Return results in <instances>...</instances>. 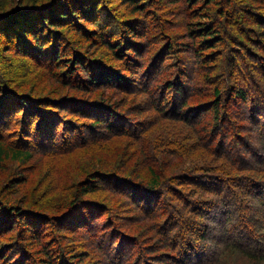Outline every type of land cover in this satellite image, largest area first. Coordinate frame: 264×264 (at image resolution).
I'll list each match as a JSON object with an SVG mask.
<instances>
[{
  "label": "trees",
  "instance_id": "1",
  "mask_svg": "<svg viewBox=\"0 0 264 264\" xmlns=\"http://www.w3.org/2000/svg\"><path fill=\"white\" fill-rule=\"evenodd\" d=\"M14 1L0 2V134L13 127L17 114L19 129L11 135L17 145L0 142V165L29 162L38 151L45 158L76 152L93 164L84 179L71 183L57 213L42 206H36L40 213L28 212L27 203L7 205L3 198L8 195L0 194V242L10 223L27 239L35 240L48 224L59 233L56 241L51 232L43 233L48 240H41L38 255L24 254L22 260V245L13 242L17 239L3 242L0 264H236L242 258L264 264V0H169L178 14L185 13L184 30L160 33L154 43L158 49L149 57L155 25L151 11L160 0H147L150 8L145 0H120L132 8L120 20L109 0H20L27 5L13 7ZM91 42L126 68L79 52ZM9 53L58 66L65 95L30 96L10 86L8 76L16 71L6 69ZM223 53L230 59L220 82L224 87L216 85L207 102H195L184 65L209 72ZM166 58L187 61L175 65L170 79L154 81ZM154 83L159 87L151 88ZM141 84L156 121H134L128 115H135L138 104L124 95ZM100 87L124 95L111 102L85 95ZM165 121L180 123L185 133L159 134L155 144L148 141L151 127ZM128 139L138 146L121 149ZM133 150L139 161L127 164L123 158ZM194 156L201 161L193 162ZM114 196L130 198L153 218L157 239L152 245L141 247L132 226L121 222L122 204H115ZM102 216L95 251L85 254L75 245H57L76 237L77 229L94 231ZM139 246L135 256L132 251ZM13 250L16 257H11Z\"/></svg>",
  "mask_w": 264,
  "mask_h": 264
},
{
  "label": "rangeland",
  "instance_id": "2",
  "mask_svg": "<svg viewBox=\"0 0 264 264\" xmlns=\"http://www.w3.org/2000/svg\"><path fill=\"white\" fill-rule=\"evenodd\" d=\"M9 0H0L2 3H7ZM14 1V0H13ZM28 1V0H27ZM33 0H29V3ZM40 1V0H39ZM144 1L148 7L150 6L151 2ZM162 3H154L152 7L151 13L154 15V21L158 22L153 23L155 24L150 29V33L154 35L153 38L148 39L152 42L150 46V53H147V57H149V54L155 52L158 48L154 47V43H157L159 39H161L160 33H164L166 36L168 34H172L171 32H179L178 34H181L180 32H183V26L186 20L185 13H182V11L178 14L179 8L175 7L174 4H171L169 0H160ZM110 5H112L111 9L115 12H118L119 16H117V19H125V17L129 16V11L132 9L131 7L125 6L120 0H109L108 1ZM8 2L7 4H9ZM20 5H27L26 3H22L20 0H15L14 3L11 5L13 7H19ZM183 4V3H182ZM6 6V4H5ZM9 6V7H11ZM150 8V7H149ZM165 10V11H162ZM127 14V15H125ZM143 14V13H142ZM178 14V15H177ZM138 16L139 14H135ZM141 16V15H140ZM148 17V16H147ZM144 17H140V20H142ZM149 18V17H148ZM111 24V22H110ZM87 27L92 26L91 23H86ZM112 33L118 34L119 30L118 28L115 29L114 26H111ZM157 32V33H156ZM235 34V33H234ZM83 46L81 51L79 52H85L87 53L92 59H103L107 63L111 64L115 68L125 69V65H120V63L113 59L112 52L110 53L108 50L107 52L103 50L96 42L91 43H83ZM85 48L87 51H85ZM5 52V51H4ZM230 54V52H229ZM6 61L4 63L7 66V70L10 71V73L16 71L15 74H10L8 76H5L7 79V83L10 84V86H13L16 89H21L29 93L28 95H42V94H48L51 91H60L62 92V96L65 95V92L67 90L66 87L63 85V75H58L57 72H61V70L58 68V66L50 67L51 63H48V65H44L46 62H42L35 60L31 57H16L14 53H9L6 55ZM70 56V54H69ZM225 56H228V54L223 53V58H220V60L216 61L213 65H210L209 72H207L204 69H197V71H193V68H188V63L184 65V63L187 61V59L183 58L181 61H174L173 58H166L162 62L161 68V77H158V74L156 76L157 80L160 79V82H164L167 78H171L172 76V70L175 68V65L178 64V66L184 65L185 73L186 75L190 76L191 86L193 90V93H191V98L195 102L198 103V100H202L201 102H207L206 100H209L212 97L213 89L215 86L224 87V84H221L222 82V76L225 75V71L228 70L230 59H225ZM18 59H16V58ZM113 60V62L111 61ZM147 64H153V62L150 61L149 58H147ZM192 61V60H191ZM254 62V61H252ZM60 63V62H59ZM3 65L2 63H0ZM106 65V63H105ZM61 66V64H60ZM76 67V65H74ZM56 68V69H53ZM153 68V67H152ZM188 68V69H187ZM84 73V72H83ZM152 73V72H151ZM9 74V72H8ZM12 75V76H11ZM86 75V74H85ZM243 75V74H241ZM192 76V78H191ZM9 77H12L10 79ZM243 77V76H241ZM145 84L139 85V90H137L135 93H118L119 91L113 90L114 88L108 89V88H101L96 89L89 92H85V95H89V98L95 99L96 96L98 98H103L105 100H116L115 98H120L122 95L128 96V98H131L135 100V104H138V107L135 108V115L128 114L130 117H132L135 120H143L149 119L150 122L156 121L159 117L154 115V111L151 108L149 101L146 100V95L144 93L143 87ZM159 83L151 84V88H158ZM264 87V86H263ZM158 91V90H155ZM74 95V91L72 92ZM79 94V93H78ZM62 98V97H61ZM97 99V98H96ZM98 100V99H97ZM19 116L18 114L13 117L12 124L13 127H10L7 131L1 132L0 142L4 143H12L14 141L13 137V131L17 130L18 127V120ZM167 124H155L148 132L147 140L156 143L158 140L159 134H169L170 132L174 133H185L184 129L180 126V123L173 124L172 121H165ZM127 123V122H126ZM131 123V121H130ZM129 125V123H127ZM132 127V125L130 126ZM12 132V133H11ZM11 133V134H10ZM163 137V136H161ZM14 144V143H12ZM24 144V143H23ZM22 144V145H23ZM139 142L129 140L122 144L121 149H131L136 148L138 146ZM14 145H17L16 143ZM20 145V144H18ZM103 150H99L97 152H100ZM138 150H133L134 154L129 157L123 158L127 164L132 163L134 161V157L136 156V152ZM143 151V150H141ZM147 152V149L146 151ZM130 154H127L126 156H129ZM122 160V161H123ZM193 162L197 163L198 157L194 156V158L191 159ZM121 161V162H122ZM190 161V160H189ZM188 161V162H189ZM133 163V164H134ZM93 163L90 160L87 159H81L79 156V153H71L68 155H57L51 158H45L41 156L40 151H38V154L33 156V158L26 163H19L17 161H10L6 160L2 165H0V189L5 186V190L3 193H0L1 195L7 196L3 198L6 201H9V204L17 205L20 202H25L27 205L25 207H30L27 211L34 210V212H42L41 207L36 206H42L45 211L50 213H57L60 209V206L58 202H61L62 199L65 198V195L67 192H69V188L72 185V182H75L80 179H84L85 173L88 172V169L90 170L91 165ZM182 164V162H181ZM188 164V163H187ZM17 177L19 182L16 181ZM84 177V178H83ZM18 182V183H17ZM17 185V186H14ZM202 186V185H201ZM200 191V190H199ZM62 192V193H60ZM202 192V191H200ZM104 197H108L110 200L111 194H109L108 191L102 192ZM115 197V196H114ZM117 197V198H116ZM115 197V204L121 203L122 204V213H121V222H123L124 225L129 224L128 226H132L134 234H137L140 238V246L143 247L145 245H152L153 240L157 239L156 235L153 237V231L152 229V222L154 221L151 216L144 213L137 206H134L131 204L130 198L127 200L123 196H116ZM27 200V201H26ZM40 201V202H39ZM45 203V205H41ZM50 207V208H49ZM37 208V209H35ZM105 216H102L99 219L98 226L95 228L94 231H83L80 232L78 229L73 230L76 237L72 238H66V239H60L57 243V245L63 247L65 245L70 244L71 246L77 247V250H82L85 252H92L96 250L93 245L94 237H96L94 234L99 233V231L102 229V222L104 221ZM93 223V222H92ZM22 224V223H21ZM12 224H7V233L3 236L4 240L0 242V245L3 242H18L19 245H22V250L19 248L18 255L19 258L22 260V256L25 254L26 257L28 255L32 256L35 254V256L38 255L37 249L40 247L39 244H41L43 241H47L48 237H45V235H48L49 232L53 234V238L51 240L56 241V239H59L58 234H54L52 231L51 226L48 224V229L40 231L39 237L34 239L32 238H26L24 232L19 230L15 225L13 226V229H9V227ZM94 226V225H93ZM45 229V228H44ZM1 230V228H0ZM79 231V232H78ZM46 232V234H45ZM45 235H44V234ZM45 237V238H44ZM10 238V239H9ZM153 238V239H152ZM43 240V241H41ZM6 244V243H5ZM140 246L136 251H132L129 247V251L127 255L132 251V254L135 253V256L138 252H140ZM136 247H134L135 249ZM2 249V247L0 248ZM17 249V248H14ZM128 249V247L126 248ZM152 253V252H150ZM11 257L17 256V251L13 250L10 252ZM153 254V253H152ZM13 258H10L12 260ZM99 264V263H98ZM236 264H253L252 262H249L245 259H237Z\"/></svg>",
  "mask_w": 264,
  "mask_h": 264
}]
</instances>
